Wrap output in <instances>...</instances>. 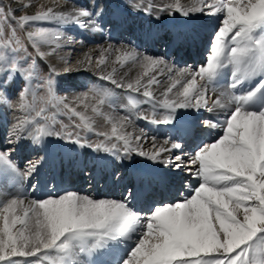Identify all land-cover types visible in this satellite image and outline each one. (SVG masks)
<instances>
[{
  "label": "snow or ice",
  "instance_id": "obj_1",
  "mask_svg": "<svg viewBox=\"0 0 264 264\" xmlns=\"http://www.w3.org/2000/svg\"><path fill=\"white\" fill-rule=\"evenodd\" d=\"M16 11L0 3V264H264V0H75ZM197 13L221 22L195 71L142 50L176 43L166 27L75 64L60 57L63 67L47 72L39 64L84 43L68 27L111 40L133 32L141 15L161 23ZM80 71L104 83L63 89L58 78ZM182 110L200 115L185 123ZM136 120L167 133L145 147ZM213 130L220 134L204 142ZM22 147L31 157L21 165ZM140 161L162 166L163 176ZM42 171L50 190L36 196ZM184 173L198 186L157 201L184 186ZM73 177L118 187L120 198L56 190L55 181ZM137 201L150 203L146 213Z\"/></svg>",
  "mask_w": 264,
  "mask_h": 264
},
{
  "label": "bare ground",
  "instance_id": "obj_2",
  "mask_svg": "<svg viewBox=\"0 0 264 264\" xmlns=\"http://www.w3.org/2000/svg\"><path fill=\"white\" fill-rule=\"evenodd\" d=\"M70 0H62L61 2H51L49 5L53 4H61V5H70L71 3L65 2ZM82 2V0H81ZM164 0H153L155 4H161ZM137 19V28L133 32L129 33H115L111 40L108 39L107 36L101 38L99 34H89L87 32H83L81 29L68 27L66 30V34L68 36L74 37L76 40H84L83 44L75 43L70 46L64 47L61 49L55 56H53L52 61L57 65V68L63 67V61L60 57H67L69 59L70 53L72 52L74 55L73 64L79 58H82L84 53L90 52L93 49H98L100 46L106 45L107 43L111 42L113 44H119L120 42L124 41L127 42L131 40L133 44L141 43L138 39L140 35L141 29H148L150 27H166L171 29V31L178 35L180 39L168 46V47H161L160 45H153V44H143L142 50L147 49V51L153 55H158L162 53H166V58L170 61L171 64L174 65L176 69L181 68H189L191 70H198L199 67L203 66L206 63V58L209 55L210 49V41L212 40V35H214L215 31L217 30L218 26L221 22L220 16L209 17L203 14H195L185 21L183 17H168L166 15L162 16L161 23H155L151 20L150 17L147 16H139ZM73 48V51L65 52V49ZM93 55H98V52H92ZM51 58V57H50ZM70 60V59H69ZM54 65V64H53ZM138 69H132V75ZM67 78L70 76V83L67 84L65 89H70L71 92H81L86 90L87 86H90L92 83H96L100 85L104 82L99 81L97 77L90 71H80V72H73L71 74L66 75ZM66 79V78H65ZM166 81V76L162 77ZM227 82V73L225 75V80L222 82L226 84ZM121 115L125 114L123 110L120 112ZM181 117L185 123L196 119V117L200 114L188 111H181ZM206 115V113H205ZM223 119V116L220 117ZM135 129L139 132L140 129H144V131L148 135V140L145 142V147H151V137L156 135L158 139H163L167 133V130L164 126H155L151 124H147L143 120H136L134 122ZM4 132L5 129L3 126H0V146H4L5 139H4ZM220 134L219 130H213L211 133L205 134L202 139L204 142H211ZM96 138V137H95ZM94 139V138H93ZM60 143V142H54ZM186 148L190 149L191 145H187ZM88 156H92V153H86ZM31 157V150L27 147H22L15 155V158L21 163ZM139 161V158H136ZM148 171H151L157 175L163 176L162 166L150 165L146 161H140ZM185 176L184 186L181 187L179 184H173L171 188L166 191L164 197H157V201L163 200L165 203L174 202L178 196H188L191 192V189L198 186V181L194 177H188L186 173L182 174ZM40 184H41V191H37L35 193L36 196L45 195L50 189L45 188L44 185L49 184L50 176L45 172H41V176L39 177ZM57 191L73 190L77 192H81L83 194H89L93 196H108L111 198H120V189L118 187H114L110 184L106 185L104 183L97 184L95 186L90 185L89 183L85 182L84 180L77 179L75 177L71 179H65L63 182L59 180L55 181ZM25 188H27V183L25 184ZM28 194L31 195V190H28ZM55 194V193H54ZM150 203H146L144 201H137L134 202V207L143 213H146Z\"/></svg>",
  "mask_w": 264,
  "mask_h": 264
},
{
  "label": "rangeland",
  "instance_id": "obj_3",
  "mask_svg": "<svg viewBox=\"0 0 264 264\" xmlns=\"http://www.w3.org/2000/svg\"><path fill=\"white\" fill-rule=\"evenodd\" d=\"M62 0H0V3H3V5L7 8V7H11L12 9H15V10H17L16 12H15V14L17 15V16H19V15H22V14H25V13H27V14H32V13H34L36 10H37V7L39 6V5H41V4H44V5H49V4H51V2H61ZM74 2V0H70V1H65V2ZM25 3H30L31 4V7H29V8H27V9H23V5L25 4ZM67 36H68V34H66ZM70 36H73V35H71V33H70ZM212 37H213V35H212ZM211 37V38H212ZM68 51H73V48H67V49H65V52H68ZM59 54V53H58ZM55 56V55H54ZM53 57V56H52ZM47 58V59H45V60H40L39 61V64H40V66L43 68V70L45 71V72H47V70H48V67L49 66H52L53 64H54V66H56L57 67V65L55 64V63H53V61H52V59L53 58ZM74 55H73V53L71 52L70 53V57H69V59H70V61H71V63L73 64V61H74ZM72 59H73V61H72ZM66 78V79H65ZM59 80H60V83H61V85H62V88L63 89H65L66 88V86H67V84L68 83H70V76H68V78H67V76L66 75H62L61 77H59L58 78ZM66 85V86H65ZM61 94H64L63 93V91L61 92ZM62 119H63V117H62ZM65 122H67V121H65ZM92 138H94V140L96 139L95 138V136H93ZM150 207V206H149Z\"/></svg>",
  "mask_w": 264,
  "mask_h": 264
}]
</instances>
